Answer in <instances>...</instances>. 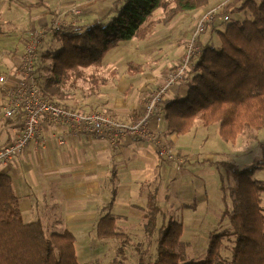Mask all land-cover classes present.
I'll use <instances>...</instances> for the list:
<instances>
[{
  "label": "crops",
  "instance_id": "obj_1",
  "mask_svg": "<svg viewBox=\"0 0 264 264\" xmlns=\"http://www.w3.org/2000/svg\"><path fill=\"white\" fill-rule=\"evenodd\" d=\"M34 2L38 0H0V25L8 26V29L0 27V76H6L7 85L14 83L12 79L33 31L49 25L60 15L66 24H75L72 17H78L82 23H92L95 18L109 16L111 8L117 4V0H44V6H31ZM221 4L210 3L207 10L189 12L170 23H161L147 40L135 42L138 50L146 51L150 58L145 64L139 62L144 70L138 68V72L147 76L148 82L138 86L140 89L132 94L130 102L123 95L132 92L136 86L129 82L132 75L128 69V62L133 60L129 58L134 39L127 42L128 52L124 56L110 54L102 66V90L111 89L113 81H118L123 74L128 81L124 89H119L123 83L117 82L118 93H112L108 98L102 96V102H96L97 97L87 93L78 97V92L72 90L61 104L81 111L99 108L128 121L131 116L139 118L149 93L163 84L181 62L186 41L195 32L197 20ZM54 11L55 17L51 13ZM216 20L202 31L201 44L217 46L219 41L220 46L219 30L224 27H220L221 20ZM50 38L51 35L46 36L44 42L50 48L56 47V40ZM43 60L42 53H37L36 63H42L41 68ZM36 68L39 74L37 65ZM4 88V83L0 82V147L12 143L23 123L21 115L11 123L3 121ZM186 92V82H179L169 89L166 99L183 97ZM42 124L44 137L69 132L67 126L53 124L47 118ZM151 128L161 132L164 142L178 159L160 156L156 145L150 141L128 137L116 146L108 138L80 133L62 145L56 138L46 147L40 142L30 143L13 160L0 163V174L12 178L26 223L40 222L47 235L65 231L74 234L77 259L78 244L82 251L93 250L97 245L95 250L99 253L92 257V264H109L110 261L126 264L127 251L155 250L158 240L154 238L159 232L148 236L144 209L152 191L157 192L161 208L158 228L169 218L182 223L181 240L187 249L196 241L194 236L204 227V218L213 210V205H219L217 195L213 201L209 184L222 194L216 165L212 163L219 160L214 155L217 151L212 148L217 136L213 138L200 126L198 131H194L193 126L186 134H174L168 130L166 120L153 119ZM214 131L219 135V124ZM238 141L239 136L234 143ZM220 197L225 209V201ZM107 212L116 217L117 231L124 237L101 239L97 236L99 220ZM210 226L211 232L217 227L213 223ZM114 249L120 250L122 258L109 257Z\"/></svg>",
  "mask_w": 264,
  "mask_h": 264
},
{
  "label": "trees",
  "instance_id": "obj_2",
  "mask_svg": "<svg viewBox=\"0 0 264 264\" xmlns=\"http://www.w3.org/2000/svg\"><path fill=\"white\" fill-rule=\"evenodd\" d=\"M239 2L240 9L252 12V19L231 20L232 5ZM210 3L211 0H117L109 16L95 18L92 23H82L78 17H72L75 24L67 23L57 31L46 33L57 45L41 52L46 58L44 65L50 61L48 75L43 79L40 76L43 95L61 103L71 89L78 88L77 81L84 69L102 67L108 53L120 41H145L159 24L170 23L191 11L207 10ZM223 4L219 15H227L229 19L219 30L220 47L201 44L199 35L201 52L192 61L186 95L164 99V118L168 130L174 134L190 132L198 117L205 125L219 124V136L234 143L247 127L264 128V0H230ZM44 5V0L31 4ZM158 10L162 11L161 16L156 14ZM51 13L55 17L56 12ZM138 68L144 70L141 63L128 62L130 75L141 74ZM137 119L131 116L129 120ZM212 163L224 167L234 180L233 184L225 185L220 176L225 215L230 217L229 233L233 235L228 236L232 243L230 256L223 255L228 248L226 231L218 229L210 233L205 258L187 260L181 240L182 223L169 218L158 228L161 208L157 192L152 191L144 208L148 236L156 231L160 235L152 264H264L261 198L264 181L253 178L257 170L264 169V157L241 167L228 160ZM97 236L101 239L124 237L117 231L113 214L107 212L100 218ZM0 264H80L73 233L47 235L40 222L24 221L12 178L7 174H0Z\"/></svg>",
  "mask_w": 264,
  "mask_h": 264
},
{
  "label": "built area",
  "instance_id": "obj_3",
  "mask_svg": "<svg viewBox=\"0 0 264 264\" xmlns=\"http://www.w3.org/2000/svg\"><path fill=\"white\" fill-rule=\"evenodd\" d=\"M223 5L206 11L197 20L195 32L186 41L185 54L181 62L170 72L163 84L149 93L144 112L135 121H128L101 111H81L45 97L40 76L36 71L38 47L46 33L59 30L66 22L60 15L49 25L33 31L29 36L15 77L12 79L14 83L7 85L6 76H0V82L5 85L3 121L11 123L17 115H21L23 122L22 130L12 143L0 147V163L13 160L32 142H40L42 147H46L56 138L62 145L80 133L108 138L116 146L128 137L150 141L156 145L160 156L168 160L178 159V155L164 142L161 132L152 130V120L156 119L158 122L165 120L164 99L169 89L179 82H187L192 61L201 52L198 37L208 24L216 20ZM224 17L229 19L227 15ZM44 118L53 124L67 126L69 132L44 137V124H42Z\"/></svg>",
  "mask_w": 264,
  "mask_h": 264
},
{
  "label": "rangeland",
  "instance_id": "obj_4",
  "mask_svg": "<svg viewBox=\"0 0 264 264\" xmlns=\"http://www.w3.org/2000/svg\"><path fill=\"white\" fill-rule=\"evenodd\" d=\"M227 1H230V0H211V4L217 5L219 3L220 4L226 3ZM240 6H241V2L235 5L234 4L232 5V9L229 14V16L231 17V20L242 21L245 19H252L253 18L252 12L249 9H240L241 8ZM223 8L220 11H223ZM191 12H194V11H191ZM159 13L161 14L162 11L158 10L156 12L157 15ZM223 17H218L216 20V21L221 20L220 27L221 26L225 27V25L228 23L227 21L223 20ZM0 27L2 29H8V26L6 25H0ZM136 41L137 39L136 40L134 39V43L132 42L130 46L132 54H131V58L129 59H133L137 62H141L142 64H145L149 60L150 55L144 50H138L137 45L135 43ZM127 42L129 41H126V40L120 41L119 44L112 51L108 53L105 60L110 54H113V53L119 54L120 56H124L128 52ZM47 47H48V44L44 42V45L38 49V54L41 53L44 50V48H47ZM215 47L216 48L220 47L219 41H217V46ZM36 65L40 72L39 73L40 75L39 74L38 75L41 76V78L43 79L44 75H48L49 73V67L47 66L50 65V61L47 60L46 64L43 65L42 68L39 67L42 65V63L39 65V62H38V64L36 63ZM149 70L150 69H148V71ZM131 78L132 79H130L129 82L132 81L131 84L132 85L136 84V86L132 92L127 91L123 95L124 98L126 99L129 98L128 102H130L132 94L136 93L140 89V88L138 89V86L148 82L147 80L148 77L147 76L144 77L141 74L131 76ZM119 81L123 83V85L119 89H124L127 86L128 81L126 80V77L123 74L118 81H113V84H112L113 87H111V89L108 88L106 90H102V67L85 68L83 76L80 77L77 81L78 88H75V89L73 88L71 89V91L72 90L77 91L78 97L82 96L83 93H87L90 96H96L97 97L95 98L96 102L97 101L102 102V96L104 98H108L110 94L118 93V90L115 88L116 87L115 84ZM94 111L102 112V109L97 108V109H94ZM199 126L201 128H204V130H206L207 133L212 135L213 138L214 136H217V138L213 140V144H212V148L217 151V152H214L216 159L232 161L241 167V166L250 164L255 158L264 157V128L254 129L252 127H247L243 131V133L239 135V141L237 143H233L231 141H224L219 135H215L214 130L216 126H218V124L205 125L203 121L198 117L195 120L193 130L198 131ZM215 170L217 172V176H218L217 179L219 180V183H220V176H222L225 185L233 184L234 180H233L232 174L227 172V170L224 167L216 165ZM253 178L259 182H263L264 181V169L257 170L254 173ZM209 185H210L211 196L213 197V201L216 200L215 198L217 195L219 197L218 198L219 205L218 204L215 206L213 205V210H211L207 214V218H204L205 225L194 236L196 241L193 242L192 247H189L187 249L184 248L185 249L184 252L186 254L187 260L199 261L205 258V256L207 255L209 244H210V232L212 230L210 223L217 225V227L213 231L216 232L218 231V229L226 231L224 237H225V244L228 246V248L224 250L223 255L225 257L230 256V248L232 247V243L231 241H229L228 236H233L229 233L230 232V217L229 215H225L226 207L225 209L223 208V203L221 202V199H220L221 198L220 196H222V194L220 193L219 189L216 190L214 186H211V184ZM261 198H262V207L264 210V193L261 194ZM159 236L160 235H157L154 239L158 240ZM93 245H91V247ZM96 248H97V245L95 246L93 250H90L88 248L86 249V251H82V247L80 246V244H78L77 246L78 261L81 264H85V263L92 264V257L99 253L98 250H95ZM154 249L155 250L149 249L144 252H141L139 250L127 251L128 257L126 258V264H152V262L155 260L157 256L156 245L154 246ZM116 256L122 258V253L120 252V250L119 249L111 250V253H109V257L111 259H113V257L116 259ZM109 264H114V263H111L110 261Z\"/></svg>",
  "mask_w": 264,
  "mask_h": 264
},
{
  "label": "bare ground",
  "instance_id": "obj_5",
  "mask_svg": "<svg viewBox=\"0 0 264 264\" xmlns=\"http://www.w3.org/2000/svg\"><path fill=\"white\" fill-rule=\"evenodd\" d=\"M218 16L216 17V19L218 18V17H222V15H219V13L217 14ZM224 18V21H227L228 19H226L225 17H223Z\"/></svg>",
  "mask_w": 264,
  "mask_h": 264
}]
</instances>
